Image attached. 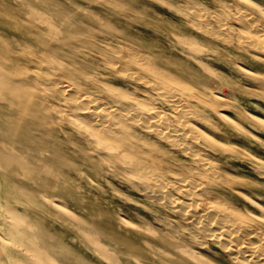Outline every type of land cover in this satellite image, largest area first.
Instances as JSON below:
<instances>
[{"label":"rangeland","instance_id":"374dc122","mask_svg":"<svg viewBox=\"0 0 264 264\" xmlns=\"http://www.w3.org/2000/svg\"><path fill=\"white\" fill-rule=\"evenodd\" d=\"M19 2H23L21 3L22 6ZM110 7L111 9H109ZM121 8H123L122 11H120ZM0 10V42L2 41L0 46L10 47L14 57H16L14 54H17L16 60L19 63L16 61L18 65L14 64L13 69L26 70L41 67L42 62L38 58H44L45 64L50 68L44 71L46 74L52 70L54 71L50 72L52 75L73 83L79 87L81 92L91 93V96L95 98L91 104L99 106L98 110L101 114L105 113L107 109L113 113L115 110L127 112L130 110L128 112L130 116H136L137 113L136 119L139 122L136 121L131 124L134 130H129L127 137L135 145V148L149 152L155 157L157 161L146 158V162L152 167L153 172L169 182H177V177L186 179L185 182L180 181L181 184L184 183L185 185L174 192L173 196L177 197L178 200H184L190 196L203 206L207 201L212 200L213 202L211 201L210 204L214 203L213 205L219 208V212H222L216 215L215 220H221L225 225H230L226 242L219 244L216 236L201 230L191 219H186L181 214V210H176L177 207L170 208L167 202L149 197L143 190L135 188L131 182L129 186V181L126 180L136 179L135 173L126 168L121 161L111 159L105 151L97 152L91 147L88 148L69 124L59 123L55 117V125L51 124L46 127L40 125L38 118L29 117L28 119L27 117L22 121L24 129L18 136L11 138L0 127V149L2 147L8 149L9 146H13L12 150L16 156L22 158L30 169L38 170L39 168L42 170L40 173H47L45 175L47 178H51V182L55 184L56 188L49 190L42 186L39 181L38 183L35 182L30 176V169L26 168L28 167L27 164L24 168L21 167L15 171L0 165V169L3 170H0V264H264V0H35V2L33 0H0ZM74 11L76 12L74 13ZM28 15L30 20L26 18ZM43 17H46L48 26ZM253 22L254 24H252ZM50 23L56 28H52ZM216 26L217 28H215ZM48 27L52 29L53 33L50 34L49 32V35H43L42 31H47ZM70 37L76 38L71 39ZM19 41H22V44ZM238 41L239 44L236 43ZM23 48L24 51L21 52ZM111 50L115 52H111ZM43 51L52 53L53 57L44 54ZM130 51L140 53L142 63L134 59L133 61L129 55ZM108 52L113 54L110 55ZM118 52L122 54L119 53V55ZM114 53H117L116 58L113 57ZM246 53L249 55L247 56ZM121 55H124L123 61H121ZM73 57L75 58L73 59ZM107 60L112 61V63L108 64ZM125 60L126 62H124ZM155 66L158 69L154 70ZM116 67L119 69L117 70ZM124 68L126 69L124 70ZM120 69L123 70V74L129 70L132 75L129 71L123 75L122 71L119 72ZM159 71L162 72L160 76L154 75ZM212 72L214 76L211 74ZM133 75L134 77H131ZM29 77L32 79L33 75L31 74ZM260 80L262 81L260 82ZM141 81L142 83H140ZM116 87L119 90L123 89L121 90L122 93L126 91L132 96L127 95L130 96L129 98L120 97V91ZM159 87L164 90H162V94ZM154 90L156 92L159 90V93L156 95ZM190 90L193 92L191 93ZM110 91L113 92L110 93ZM145 94L146 96H144ZM165 94H167L166 97ZM157 97L160 102L156 100ZM170 98L176 102L177 108L173 109L171 105L173 100ZM209 98H212L214 102ZM148 103L149 105H146ZM135 104L140 106L136 107ZM151 104H155L156 109L162 110L163 115L173 123V129L172 127L168 129L169 132L173 133L174 131L173 134L176 135L180 132L176 137L181 139L183 145L186 144L185 146H191L193 150L198 151L199 157H202L204 163L202 161V163L197 162L195 156L191 155L188 150L179 148V146H175L177 148L175 149L168 141H163L164 138L155 134L160 127L156 128L153 119H149L147 115L149 114L147 108ZM0 111H6V108L1 104ZM215 111L216 113H214ZM219 113L223 117H220ZM83 117L87 119V115H83ZM94 117L93 123L103 120L102 116L95 115ZM96 117L99 119L98 121ZM176 119L184 122L187 119L185 122L186 132L180 128L177 129L174 124ZM146 120L149 121V128L144 126L143 122ZM218 129L220 130L217 131ZM191 133L194 137L191 136ZM247 133L251 134L253 139ZM93 150L98 154L94 153ZM161 154H164L163 158ZM184 155H188V157ZM126 158L130 159L131 157L127 156ZM206 162L209 165L205 164ZM213 165L216 166L214 169ZM88 169L89 171H87ZM199 171L206 173V177L202 174L203 177H200ZM126 175H133V177ZM189 182L194 183V185L190 186ZM147 183L151 188L156 185L151 179L147 180ZM243 195L248 199H244ZM90 202L92 203L90 204ZM130 210L133 214L130 213ZM234 210L235 213H233ZM112 212L114 213L111 214ZM166 218L167 221H165ZM82 221L94 224L95 229L92 227L88 229ZM159 223L161 224L159 225ZM183 226L184 228H182ZM246 226L247 229L244 232L243 228ZM101 230H103L102 234L100 233ZM188 231L193 232L192 235ZM193 235L195 236L193 237ZM92 240L99 243V248L92 244ZM253 240L255 241L252 242ZM204 241L206 245H204ZM157 242L165 246L159 245ZM110 256L112 257L110 258Z\"/></svg>","mask_w":264,"mask_h":264},{"label":"bare ground","instance_id":"6f19581e","mask_svg":"<svg viewBox=\"0 0 264 264\" xmlns=\"http://www.w3.org/2000/svg\"><path fill=\"white\" fill-rule=\"evenodd\" d=\"M17 1H19V0H17ZM81 1V0H80ZM169 1H171V0H169ZM33 2H35V0H33ZM114 2V1H113ZM221 2V1H220ZM13 3V2H12ZM15 3V2H14ZM20 3V2H19ZM21 3H23V2H21ZM20 3V4H21ZM124 3H126V2H124ZM222 3H224V2H222ZM235 3V2H234ZM2 4V3H1ZM4 4V3H3ZM177 4V3H176ZM194 4V3H193ZM216 4V3H215ZM233 4V3H232ZM15 5V4H14ZM70 5V4H69ZM178 5V4H177ZM180 5V4H179ZM195 5H198V4H195ZM231 5V4H230ZM229 5V6H230ZM239 5V4H238ZM21 6H22V4H21ZM27 6V5H26ZM29 6V5H28ZM37 6V5H36ZM219 6V5H218ZM12 7H14V6H12ZM121 7H123V6H121ZM175 7H177V6H175ZM187 7V6H186ZM216 7V6H215ZM16 8V7H15ZM22 8V7H21ZM27 8H29V7H27ZM41 8V7H40ZM60 8V7H59ZM73 8V7H72ZM178 8V7H177ZM222 8V7H221ZM220 8V9H221ZM5 9V8H4ZM14 9V8H13ZM20 9V8H19ZM23 9V8H22ZM53 9V8H52ZM79 9V8H78ZM104 9V8H103ZM109 9H111V7L109 8ZM228 9V8H227ZM1 10H3L2 8H1ZM0 10V11H1ZM11 10V9H10ZM16 10V9H15ZM27 10V9H26ZM29 10V9H28ZM30 10H33V9H31L30 8ZM71 10V9H70ZM105 10V9H104ZM123 10V8H121V10L120 11H122ZM130 10V9H129ZM188 10V9H187ZM241 10V9H240ZM34 11V10H33ZM106 11H107V9H106ZM116 11V10H115ZM144 11V10H143ZM221 11V10H220ZM219 11V12H220ZM232 11V10H231ZM236 11V10H235ZM242 11V10H241ZM9 12V11H8ZM15 12V11H14ZM37 12V11H36ZM54 12H56V11H54ZM60 12V11H59ZM76 11H74V13H75ZM124 12V11H123ZM126 12V11H125ZM127 12H129V11H127ZM175 12V11H174ZM188 12V11H187ZM218 12V11H217ZM230 12V11H229ZM5 13V12H4ZM3 13V14H4ZM10 13V12H9ZM17 13V12H16ZM29 13V12H28ZM57 13V12H56ZM61 13V12H60ZM84 13V12H83ZM103 13V12H102ZM130 13V12H129ZM176 13V12H175ZM194 13V12H193ZM192 13V14H193ZM212 13V12H211ZM249 13H251V12H249ZM248 13V14H249ZM11 14H12V12H11ZM14 14V13H13ZM19 15H20V13H18ZM24 14H25V12H24ZM24 14H23V16H24ZM41 14V13H40ZM62 14V13H61ZM73 14V13H72ZM77 14V13H76ZM82 14V13H81ZM85 14V13H84ZM130 14H132V13H130ZM136 14H138L137 12H136ZM187 14V13H186ZM213 14V13H212ZM36 15V14H35ZM44 15V14H43ZM63 15V14H62ZM115 15V14H114ZM133 15V14H132ZM135 15V14H134ZM194 15V14H193ZM200 15V14H199ZM202 15V14H201ZM215 15V14H214ZM220 15V14H219ZM246 15V14H245ZM22 16V17H23ZM30 16H31V13H30ZM33 16V15H32ZM46 16V15H45ZM69 16H71V15H69ZM68 16V17H69ZM92 16V15H91ZM116 16V15H115ZM136 16V15H135ZM139 17H140V14L138 15ZM141 16H143V15H141ZM180 16V15H179ZM213 16V15H212ZM230 16V15H229ZM228 16V17H229ZM11 17V16H10ZM110 17V16H109ZM139 17H138V20H139ZM153 17V16H152ZM182 17V16H181ZM185 17V16H184ZM183 17V18H184ZM196 17V16H195ZM26 18H28L29 19V15L28 16H26ZM38 18V17H37ZM70 18V17H69ZM87 18V17H86ZM182 18V19H183ZM226 18V17H225ZM27 19V20H28ZM39 20H40V18H38ZM68 19V18H67ZM67 19H66V22H67ZM141 19V18H140ZM235 19V18H234ZM30 20V19H29ZM43 20H44V22H46V17H43ZM48 20V19H47ZM143 20V19H142ZM213 20V19H212ZM227 20V19H226ZM32 21V20H31ZM41 21V20H40ZM88 21H91V20H88ZM92 21H94V20H92ZM140 21V20H139ZM153 21V20H152ZM186 21V20H185ZM220 21V20H219ZM230 21V20H229ZM254 21V20H253ZM34 22H36V21H34ZM38 22V21H37ZM41 22H43V21H41ZM50 22V21H49ZM95 22V21H94ZM125 22H126V20H125ZM216 22V21H215ZM246 22V21H245ZM259 22H261V21H259ZM53 23V22H52ZM70 23V22H69ZM143 23H146V22H144L143 21ZM142 23V24H143ZM185 23V22H184ZM190 23V22H189ZM46 24H47V22H46ZM45 23H44V25H46ZM96 24V23H95ZM94 24V25H95ZM135 24V23H134ZM133 24V25H134ZM151 24V23H150ZM252 24H254V22L252 23ZM260 24V23H259ZM42 25H43V23H42ZM50 25H51V23H50ZM93 25V24H92ZM124 25V24H123ZM186 25V24H185ZM10 26H11V24H10ZM13 26V25H12ZM16 26H18V25H16ZM41 26V25H40ZM47 26H48V24H47ZM51 26H53V25H51ZM84 26V25H83ZM95 26H97V24L95 25ZM119 26V25H118ZM129 26V25H128ZM138 26V25H137ZM155 26V25H154ZM207 26V25H206ZM212 26H214V25H212ZM220 26V25H219ZM244 26V25H243ZM19 27V26H18ZM17 27V28H18ZM60 27V26H59ZM108 27V26H107ZM112 27V26H111ZM134 27V26H133ZM52 28H56V27H52ZM84 28V27H83ZM141 28V27H140ZM203 28V27H202ZM215 28H217V26L215 27ZM228 28V27H227ZM226 28V29H227ZM8 29V28H7ZM20 29H22V28H20ZM19 29V30H20ZM47 29V28H46ZM229 29H230V26H229ZM128 30V29H127ZM174 30V29H173ZM194 30V29H193ZM232 30H234V29H232ZM246 30V29H245ZM8 31V30H7ZM18 31V30H17ZM41 31V30H40ZM39 31V32H40ZM106 31V30H105ZM108 31V30H107ZM195 31V30H194ZM247 31V30H246ZM249 31V30H248ZM260 31H261V29H260ZM49 32H50V34H51V32L53 33V31H52V29L50 28V27H48V29H47V31H42V34L43 35H49ZM56 32V31H55ZM58 32H59V30H58ZM151 32V31H150ZM220 32V31H219ZM225 32V31H224ZM233 32V31H232ZM257 32V31H256ZM13 33H15V32H13ZM17 33V32H16ZM25 33H26V31H25ZM60 33V32H59ZM200 33V32H199ZM236 33V32H235ZM1 34V33H0ZM3 34V33H2ZM101 34V33H100ZM115 34V33H114ZM154 34V33H153ZM165 34V33H164ZM223 34V33H222ZM234 34V33H233ZM252 34H254L253 32H252ZM4 35V34H3ZM17 35V34H16ZM54 35H55V33H54ZM84 35V34H83ZM82 35V36H83ZM224 35V34H223ZM85 36V35H84ZM117 36H118V34H117ZM161 36V35H160ZM226 36V35H225ZM239 36V35H238ZM7 37V36H6ZM21 37V36H20ZM36 37H37V35H36ZM35 37V38H36ZM40 37V36H39ZM45 37V36H44ZM71 37H73L72 35H71ZM70 37V38H71ZM78 37V36H77ZM173 37V36H172ZM229 37V36H228ZM24 38H26V37H24ZM68 38H69V34H68ZM76 37H74V38H71V39H75ZM79 38V37H78ZM84 38V37H83ZM164 38V37H163ZM237 38V37H236ZM255 38V37H254ZM39 39V38H38ZM42 39H44V38H42ZM87 39V38H86ZM91 39V38H90ZM173 39H174V37H173ZM185 39H186V37H185ZM225 39V38H224ZM238 39H240V38H238ZM241 39H243V38H241ZM245 40H248V39H246V38H244ZM0 40H1V38H0ZM18 40V39H17ZM16 40V41H17ZM41 40V39H40ZM70 40V39H69ZM114 40V39H113ZM189 41L188 42H190V39H188ZM44 41V40H43ZM73 41H75V40H73ZM240 41V40H239ZM239 41L238 42H236V43H238L239 44ZM244 41V40H243ZM2 42V41H1ZM0 42V43H1ZM50 42V41H49ZM94 42V41H93ZM119 42H121L120 40H119ZM171 42V41H170ZM194 44H195V42L194 41H192ZM245 42V41H244ZM256 42V41H255ZM19 43H21L22 44V41H19ZM24 43V42H23ZM42 43V42H41ZM55 43V42H54ZM166 43V42H165ZM174 43V42H173ZM176 43V42H175ZM174 43V44H175ZM253 43V42H252ZM18 44V43H17ZM27 44V43H26ZM45 44H46V42H45ZM78 44V43H77ZM125 44H128V43H125ZM172 44V43H171ZM179 44V43H178ZM196 44H197V42H196ZM231 44V43H230ZM3 45H4V43H3ZM6 45V44H5ZM79 45V44H78ZM112 45V44H111ZM128 45H130V44H128ZM225 45H226V43H225ZM261 45H262V43H261ZM261 45H260V48H261ZM264 45V44H263ZM16 46V45H15ZM19 46V45H18ZM70 46V45H69ZM90 46V45H89ZM117 46V45H116ZM127 46V45H126ZM125 46V47H126ZM191 46H192V44H191ZM228 46H230V45H228ZM17 47V46H16ZM25 47V46H24ZM32 47V46H31ZM101 47V46H100ZM119 47V46H118ZM129 47V46H128ZM127 47V48H128ZM249 47V46H248ZM257 47V46H256ZM14 48V47H13ZM22 48V47H21ZM28 48V47H27ZM77 48V47H76ZM78 48H80V47H78ZM77 48V49H78ZM99 48V47H98ZM134 48V47H133ZM250 48V47H249ZM19 49V48H18ZM26 49V48H25ZM81 49V48H80ZM89 49V48H88ZM100 49V48H99ZM131 49V48H130ZM137 49V48H136ZM155 49V48H154ZM192 49V48H191ZM198 49H199V47H198ZM11 48L10 47H4V46H0V104L1 105H3V107H5L6 108V111H4V112H1L0 111V127L6 132V133H8L10 136H11V138L12 137H14V136H18L19 134H21L22 133V130L24 129V125H23V123H22V121L25 119V118H27L28 117V119H29V117H31V118H38L39 119V122H40V125L42 126V125H44V126H50L51 124L52 125H55L54 124V122H55V120L57 121V122H64L65 124L67 123V124H69V126H71L72 128L71 129H73V131L75 132V134L77 135V136H79V138H81V140H83V142H85V144L88 146V148L89 147H91V148H93L94 150H96L97 152L98 151H105L106 152V154L111 158V159H113V160H115V161H121L125 166H126V168H129V170L131 171V172H133V173H135V175L137 176V178L136 179H127L126 181H129V186H130V182L132 183V185H134L135 186V188L137 187V188H139V189H141V190H143L144 192H145V194H147L149 197H155V198H157V199H160V201H165V202H167V204H169L170 205V208L172 207V208H174V207H177L178 209H176V210H181V214L182 215H184L185 216V218L186 219H191L192 221H194L197 225H198V227L201 229V230H203L204 232H207V233H211L212 235H214V237L216 236L217 237V239H218V241H219V244L220 243H222V242H226L225 240H226V237H227V235H228V232L230 231V225H225L223 222H221V220H215V217H216V215L218 214V213H220L219 212V208L216 206V205H213V204H210L211 203V201L209 200V202L207 201V203L205 204V206H203V205H199L198 204V202H197V200L195 199V198H193V197H190V196H188V197H186V198H184V200L182 199V200H178V198L177 197H174L173 196V194H174V192H176L177 190H179V188L181 187V186H184L185 184L183 183V184H181L180 183V181H183V182H185L186 181V179L184 180L183 178H181V177H177V182H169L168 180H166V179H164L163 177H161V176H159V175H157L155 172H153V170H152V167L151 166H149V164L146 162V158H151V159H153V160H155V161H157L156 159H155V157H153V155L151 154V153H149V152H146V151H142V150H139V149H137V148H135V145L133 144V143H131V140H129V138L127 137V134L129 133V130H134V129H132V126H131V124L133 123V122H136V121H138L136 118V116H137V113H136V116H130L129 114H128V112L130 111H125V110H123V111H117V110H115V112L113 113V111L111 112V110H108L107 109V111L105 112V113H102L101 114V112H99V110H98V107L99 106H96L95 104L93 105V104H91L94 100H95V98H93L92 96H91V93H89V92H81L80 90H79V87H77L76 85H74L73 83H70V82H68V81H66V80H62L61 79V77L59 78V77H56L55 75H52L50 72L52 71H50L49 72V74H46V72H44L47 68L48 69H50L49 68V66L48 65H46L45 63H46V61H45V59L43 58V59H40V58H38L41 62H42V66L40 67V66H38V67H35V68H28V69H21L20 68V66H18L21 70H16V69H13L14 68V64H17L18 65V63H19V61L18 60H16V57H18L17 56V54H14V55H16V57H14L12 54L13 53H11ZM30 50V49H29ZM28 50V51H29ZM42 50H44V49H42ZM83 50V49H82ZM103 50V49H102ZM105 50V49H104ZM117 50H118V48H117ZM116 50V51H117ZM127 50V52H128V49H126ZM200 50V49H199ZM241 50V49H240ZM239 50V51H240ZM248 50V49H247ZM24 51V48H23V50H21V52H23ZM76 51V50H75ZM79 51V50H78ZM101 51V50H100ZM115 52L114 50H111V52ZM195 51V50H194ZM245 51V50H244ZM31 52V51H30ZM38 52H39V50H38ZM37 52V53H38ZM88 52V51H87ZM106 52V51H105ZM211 52V51H210ZM31 53H33L34 54V52H31ZM43 53L44 54H48L49 56H52L53 57V54L52 53H48V51H43ZM77 53V52H76ZM107 53V52H106ZM109 53V52H108ZM120 52H118V54H119ZM181 53V52H180ZM186 53V52H185ZM21 54V53H20ZM28 54V53H27ZM26 54V55H27ZM32 54V55H33ZM77 54H79V53H77ZM110 54V53H109ZM113 54V53H112ZM112 54H110V55H112ZM117 54V53H116ZM115 53H114V56L113 57H115V55H116ZM120 54H122V53H120ZM119 54V55H120ZM140 54V53H139ZM138 54V52H134V51H130V56L132 57V60L134 59V60H136L137 62H140V63H142V58H141V56ZM147 54V53H146ZM150 54V53H149ZM187 54V53H186ZM211 54H213V53H211ZM215 54V53H214ZM219 54V53H218ZM247 54V53H246ZM19 55V54H18ZM84 55V54H83ZM99 55V54H98ZM148 55V54H147ZM194 55V54H193ZM245 55V54H244ZM249 54H247V56H248ZM20 56V55H19ZM30 56V55H29ZM92 56H94V57H96L95 55H92ZM118 56V55H117ZM124 56V55H123ZM122 55H121V61H123L122 59V57H123ZM27 57V56H26ZM55 57V56H54ZM130 57V58H131ZM189 57V56H188ZM217 57V56H216ZM250 57H252V56H250ZM254 57H256V56H254ZM22 58V57H21ZM75 57H73V59H74ZM98 58V57H97ZM116 58V57H115ZM205 58V57H204ZM19 59V58H18ZM36 59V58H35ZM34 59V60H35ZM73 59H72V61H73ZM125 59V58H124ZM147 59H149V58H147ZM206 59V58H205ZM219 59V58H218ZM217 59V60H218ZM225 59V58H224ZM230 59V58H229ZM22 60H24L23 58H22ZM26 60V59H25ZM68 60V59H67ZM71 60V59H70ZM80 60V59H79ZM133 60V61H134ZM150 60V59H149ZM162 60V59H161ZM231 60V59H230ZM16 61H18V63H16ZM128 61V60H127ZM155 62H156V60H154ZM164 61V60H163ZM40 62V63H41ZM107 62H108V64H110V63H112V61H109V60H107ZM124 62H126V60L124 61ZM195 62V61H194ZM39 63V62H38ZM104 63V62H103ZM114 63H117V62H114ZM113 63V64H114ZM136 63V62H135ZM167 63V62H166ZM32 64V63H31ZM30 64V65H31ZM54 64V63H53ZM72 64V63H71ZM104 64H106V63H104ZM103 64V65H104ZM118 64H119V62H118ZM117 64V65H118ZM127 64V63H126ZM150 64V63H149ZM55 65V64H54ZM54 65H52V66H54ZM107 65V64H106ZM115 65V64H114ZM113 65V66H114ZM116 65V66H117ZM129 65V64H128ZM143 65V64H142ZM146 65V64H145ZM145 65H144V67H145ZM151 65V64H150ZM149 65V66H150ZM235 65V64H234ZM74 66H75V64H74ZM83 66V65H82ZM108 66V65H107ZM118 66H120V65H118ZM133 66V65H132ZM137 66V65H136ZM151 66H153V65H151ZM197 66V65H196ZM236 66V65H235ZM244 66V65H243ZM15 67H16V65H15ZM59 67V66H58ZM69 67V66H68ZM67 67V68H68ZM122 66H120V68H121ZM135 67V66H134ZM133 67V68H134ZM156 67V66H155ZM201 67V66H200ZM6 68H7V70H6ZM112 68V67H111ZM136 68V67H135ZM146 68V67H145ZM148 68V67H147ZM150 68V67H149ZM152 68V67H151ZM153 68H154V66H153ZM152 68V69H153ZM168 68V67H167ZM178 68V67H177ZM186 68V67H185ZM207 68V67H206ZM205 68V69H206ZM209 68V67H208ZM248 68V67H247ZM65 69H66V67H65ZM116 69H117V67H116ZM119 69V68H118ZM117 69V70H118ZM121 69H123V67L121 68ZM119 70V72H121L122 71V74H123V70ZM126 68H124V70H125ZM152 69H151V71H152ZM156 69H158L157 67L154 69V70H156ZM202 69V68H201ZM226 69V68H225ZM242 69V68H241ZM54 70V69H53ZM63 70V69H62ZM128 70V69H127ZM154 70L152 71V72H154ZM160 70V69H159ZM129 71V70H128ZM128 71H125V73L126 72H128ZM162 71V70H161ZM203 71V70H202ZM52 72H54V71H52ZM72 72H74L73 70H72ZM136 72V71H135ZM135 72H133V73H135ZM151 72V73H152ZM231 72V71H230ZM243 72H244V70H243ZM75 73H77V72H75ZM116 73V72H115ZM124 73V74H125ZM129 73H130V71H129ZM145 73V72H144ZM143 73V74H144ZM216 73V72H215ZM33 75V78L31 79L29 76L30 75ZM118 74V73H117ZM123 74V75H124ZM136 74V73H135ZM134 74V75H135ZM142 74V73H141ZM162 74V72H156V73H154V75H157V76H160ZM209 74V73H208ZM213 76H214V74H213V72L211 73ZM244 74V73H243ZM247 74V73H246ZM70 75V74H69ZM121 75V74H120ZM129 75V74H128ZM130 75H132L131 73H130ZM129 75V76H130ZM134 75L133 76H131V77H134ZM146 75H147V73H146ZM153 75V74H152ZM164 75H166V74H164ZM222 75V74H221ZM168 76V75H167ZM212 76V77H213ZM241 76V75H240ZM244 76V75H243ZM247 76H249L248 74H247ZM256 76V75H255ZM115 77V76H114ZM135 77H136V75H135ZM151 77V76H150ZM155 77V76H154ZM232 77V76H231ZM35 78V79H34ZM87 78V77H86ZM86 78H85V80H86ZM121 78V77H120ZM165 78V77H164ZM254 78V77H253ZM256 78V77H255ZM34 79V80H33ZM116 79V78H115ZM118 79V78H117ZM131 79V78H130ZM138 79V78H137ZM141 79H142V77H141ZM144 79L145 80H147L145 77H144ZM160 79V78H159ZM245 79V78H244ZM119 80V79H118ZM247 80V79H246ZM87 81V80H86ZM143 81V80H142ZM142 81L140 82V83H142ZM220 81V80H219ZM248 81V80H247ZM258 81V80H257ZM262 80H260V82H261ZM95 82V81H94ZM120 82V81H119ZM213 82V81H212ZM211 82V83H212ZM133 83V82H132ZM137 83V82H136ZM139 83V84H140ZM145 84H146V82H144ZM263 83V82H262ZM44 85V86H43ZM98 85V84H97ZM163 85H165V84H163ZM256 85V84H255ZM258 85H260V84H258ZM85 86V85H84ZM131 86V85H130ZM141 86V85H140ZM147 86V85H146ZM154 86V85H153ZM166 86V85H165ZM236 86H238V85H236ZM235 86V87H236ZM261 86V85H260ZM260 86H259V88H260ZM88 87V86H87ZM143 87V86H142ZM148 87V86H147ZM169 87V86H168ZM256 87V86H255ZM263 87V86H262ZM106 88V87H105ZM117 88V87H116ZM146 88V87H145ZM149 88V87H148ZM152 88V87H151ZM170 88V87H169ZM176 88V87H175ZM82 89V88H81ZM118 89V88H117ZM115 90L116 92L119 90ZM124 89H126V88H124ZM137 89V88H136ZM139 89V88H138ZM153 89H154V87H153ZM166 89V88H165ZM168 89V88H167ZM184 89V88H183ZM121 90H123V89H121ZM121 90H119L120 92H119V96L120 97H127V98H129L130 96H132V95H130L128 92H126V91H123V93H122V91ZM135 90V89H134ZM140 90V89H139ZM159 90H161L160 92H161V94H162V92L164 91L163 89H160V87H159ZM159 90H158V92H156L155 90V92H156V95L159 93ZM163 90V91H162ZM173 90V89H172ZM180 90V89H179ZM196 90V89H195ZM171 91V90H170ZM191 91V90H190ZM189 91V92H190ZM95 92V91H94ZM94 92H92V93H94ZM111 92H113V91H110V93ZM115 92V93H116ZM124 92H126V93H124ZM131 92V91H130ZM137 92H138V90H137ZM151 92V91H150ZM172 92V91H171ZM177 92V91H176ZM188 92V91H187ZM193 91H191V93H192ZM213 92V91H212ZM217 92V91H216ZM142 93V92H141ZM147 93V92H146ZM204 93V92H203ZM255 93V92H254ZM100 94V93H99ZM116 94H118V93H116ZM143 94V93H142ZM141 94V95H142ZM147 94H149V93H147ZM155 94V93H154ZM167 94H169L168 92H167ZM167 94H165V97H166V95ZM176 94V93H175ZM178 94H180L179 92H178ZM198 94V93H197ZM210 94H212V93H210ZM105 95V94H104ZM127 95H130V96H127ZM181 95V94H180ZM193 95V94H192ZM207 95V94H206ZM112 96V95H111ZM144 96H146V94L144 95ZM143 96V97H144ZM148 96H150L151 97V95H148ZM160 96H162V95H160ZM159 96V97H160ZM169 96V95H168ZM213 96H215L214 94H213ZM109 97V96H108ZM107 97V98H108ZM149 97V98H150ZM179 97V96H178ZM207 97V96H206ZM210 97V96H209ZM216 97H218V96H216ZM98 98H99V96H98ZM101 98V97H100ZM110 98V97H109ZM126 98V99H127ZM175 98V97H174ZM179 98H181V97H179ZM212 98H214V97H212ZM211 98V99H212ZM220 98V97H219ZM151 99V98H150ZM153 99H155L154 97H153ZM161 99V98H160ZM163 99V98H162ZM166 99V98H165ZM171 100H173L172 98H170ZM183 99H185V98H183ZM189 99V98H188ZM210 98H209V100H211ZM133 101H135V99H132ZM152 100V99H151ZM150 100V101H151ZM156 100H158V97H157V99ZM175 100H176V98H175ZM177 100H179L180 101V99H177ZM207 101H208V99H206ZM60 101V102H59ZM143 101V100H142ZM159 101V100H158ZM162 101H164V100H162ZM169 101V100H168ZM194 101H196V100H194ZM212 101H213V99H212ZM139 102V101H138ZM141 102V101H140ZM144 102V101H143ZM147 102V101H146ZM153 102H154V100H153ZM152 102V103H153ZM160 102V101H159ZM167 102V101H166ZM214 102V101H213ZM185 103V102H184ZM195 103H197V102H195ZM62 104V105H61ZM99 104V103H98ZM140 104V103H139ZM138 104V105H139ZM166 104V103H165ZM181 104H183V103H181ZM199 104V103H198ZM204 104V103H203ZM222 104V103H221ZM109 105V104H108ZM129 105V104H128ZM131 105H132V102H131ZM136 105V104H135ZM134 105V106H135ZM138 105H136V107L138 106ZM146 105H149V103L148 104H146ZM152 105V104H151ZM150 105V107L149 108H147L148 110V113L149 114H147L148 116H149V119L151 118V119H153L152 121H154L155 122V125H156V128L157 127H160V129H159V131L158 132H156L155 134H158L160 137H162V138H164L165 140H163V141H168L169 142V144H171V146L173 145L174 147L176 146V147H178L179 146V148L180 147H182L184 150H188L189 152H190V154L191 155H194L195 156V160L197 161V162H201L202 161V157L200 158L199 157V155H200V153L198 152V151H195V149L193 150L192 148H191V146L189 147V146H185V145H183L182 144V142L176 137L179 133H177V135L176 134H173L174 133V131H173V133H170L169 132V130L168 129H171V127H172V129H173V123L171 122V120H169V118H167V117H165V115H163V113L160 111V110H158V109H156L155 108V104L154 105H152L151 106ZM168 105V104H167ZM171 105H172V107H173V109L174 108H177V104H176V102H174V100H173V103H171ZM180 105V104H179ZM201 105V104H200ZM215 105V104H214ZM140 106V105H139ZM154 106V107H153ZM163 106V105H162ZM170 106V105H169ZM204 106V105H203ZM108 107V106H107ZM142 107H143V104H142ZM171 107V106H170ZM179 107H181V106H179ZM178 107V108H179ZM205 107V106H204ZM203 107V108H204ZM112 108V107H111ZM110 108V109H111ZM169 108V107H168ZM205 108H207L208 109V107H205ZM235 108H237L236 106H235ZM161 109V108H160ZM182 109V108H181ZM196 109V108H195ZM98 110V111H97ZM139 110H140V108H139ZM184 110V109H183ZM190 110V109H189ZM193 110V109H192ZM82 111V112H81ZM177 111V110H176ZM185 111V110H184ZM229 111V110H228ZM234 111H237V110H234ZM175 112V111H174ZM199 112V111H198ZM86 113V114H85ZM179 113V112H178ZM214 113H216V111L214 112ZM238 113V112H237ZM165 114H167V113H165ZM203 114H205V113H203ZM220 114V117H223V116H221V113H219ZM83 115L84 116H86L87 115V119L86 118H84L83 117ZM93 115V117H91ZM95 115H97V116H102L103 117V120L102 121H100V122H92L93 120H94V116ZM139 115V114H138ZM143 115V114H142ZM170 115V114H169ZM175 115V114H174ZM173 115V116H174ZM184 115V114H183ZM186 115V114H185ZM218 115V114H217ZM144 116V115H143ZM55 117H56V119H55ZM99 117V118H100ZM141 117V116H140ZM187 117V116H186ZM203 117V116H202ZM90 118V119H89ZM175 118V117H174ZM173 118V119H174ZM177 118V117H176ZM190 118V117H189ZM188 118V119H189ZM211 118V117H210ZM216 118V117H215ZM96 119H97V117H96ZM115 119H117V120H115ZM139 119V118H138ZM178 119V118H177ZM176 119V120H177ZM192 119V118H191ZM219 119H221V118H219ZM224 119V118H223ZM256 119V118H255ZM99 119H97V121H98ZM140 120V119H139ZM213 120V119H212ZM222 120V119H221ZM225 120V119H224ZM227 120H228V118H227ZM231 120V119H230ZM147 121V122H146ZM145 122H143V121H141V122H143L144 123V126H146L147 128H149L150 127V124H149V121L148 120H146ZM178 121V122H177ZM176 121V123H175V121H174V124H175V126L177 127V129H179L180 128V130H183V131H185L186 132V124H185V122L187 121V119H186V121L184 122V121H181V120H177ZM191 121V120H190ZM56 122V123H57ZM139 122V121H138ZM138 122H137V124H138ZM223 122H225V121H223ZM231 123H232V120L230 121ZM234 122V121H233ZM152 123V122H151ZM198 123V122H197ZM202 123V122H201ZM204 123V122H203ZM206 123V122H205ZM230 123V124H231ZM142 124V123H141ZM188 124H190V123H188ZM200 124V123H199ZM236 124V123H235ZM62 126V125H61ZM67 126V125H66ZM139 126V125H138ZM142 126V125H141ZM191 126H192V124H191ZM203 126V125H202ZM221 126V125H220ZM235 126V125H234ZM240 126V125H239ZM238 126V127H239ZM52 127V126H51ZM57 127V126H56ZM63 127V126H62ZM145 127V128H146ZM208 127V126H207ZM210 127V126H209ZM223 127V126H222ZM237 127V126H236ZM243 127V126H242ZM242 127H241V129H242ZM27 128V127H26ZM65 128V127H64ZM139 128V127H138ZM142 128V127H141ZM144 128V129H145ZM192 129V128H191ZM195 129V128H194ZM197 129V128H196ZM217 129V128H216ZM222 129V128H221ZM225 129V128H224ZM240 129V130H241ZM245 129V128H244ZM44 130V129H43ZM48 130V129H47ZM147 130V129H146ZM175 130V129H174ZM193 130V129H192ZM220 129H218L217 131H219ZM49 131V130H48ZM179 131V130H178ZM183 131H182V134H183ZM198 131H199V129H198ZM212 131V130H211ZM216 131V130H215ZM233 131V130H232ZM242 131H244L243 129H242ZM24 132V131H23ZM148 132H149V130H148ZM191 132V131H190ZM249 132V131H248ZM176 133V132H175ZM192 133H194L193 131H192ZM191 133V134H192ZM203 133V132H202ZM215 133V132H214ZM218 133V132H217ZM222 133V132H221ZM245 133H246V131H245ZM36 134V133H35ZM38 134H40V133H38ZM150 134V133H149ZM204 135H205V133H203ZM247 134H249V133H247ZM26 135V134H25ZM41 135V134H40ZM140 135V134H139ZM151 135V134H150ZM196 135V134H195ZM219 135V134H218ZM249 135H251V134H249ZM140 136H142V135H140ZM155 136V135H154ZM159 136H157L159 139H160V137ZM185 136V135H184ZM191 136H193L194 137V135L192 134ZM252 136V135H251ZM250 136V137H251ZM135 137V136H134ZM137 137V136H136ZM153 137V136H152ZM180 137V136H179ZM183 137V136H182ZM65 138V137H64ZM156 138V137H155ZM198 138H201V137H198ZM211 138V137H210ZM26 139V138H25ZM45 139V138H44ZM49 139V138H48ZM130 139H132V138H130ZM143 139H144V137H143ZM246 139V138H245ZM252 139H253V136H252ZM23 140H24V138H23ZM133 140H134V138H133ZM161 140V141H162ZM185 140V139H184ZM198 140V139H197ZM214 140V139H213ZM231 140H233V139H231ZM258 140V139H257ZM36 141H39V140H36ZM49 141V140H48ZM160 141V140H159ZM162 141V142H163ZM193 141V140H192ZM202 141V140H201ZM212 141V140H211ZM259 141V140H258ZM30 142V141H29ZM60 142H62V141H60ZM194 142V141H193ZM203 143V142H202ZM250 143V142H249ZM2 144V143H1ZM57 144V143H56ZM65 144V143H64ZM68 143H66V145H67ZM207 144V143H206ZM40 145V144H39ZM59 145V144H58ZM57 145V146H58ZM69 145V144H68ZM71 145V144H70ZM190 145V144H189ZM222 145V144H221ZM52 146V145H51ZM64 146V145H63ZM200 146V145H199ZM12 147L13 146H9V148L8 149H6V148H4V147H2L1 149H0V165L1 166H3V167H5V168H7V169H10V170H12V171H15V170H18V169H21V167H25L26 165L25 164H27L22 158H20L19 156H16L15 154H14V151L12 150ZM39 147V146H38ZM73 147V146H72ZM175 147V149H177ZM193 147V146H192ZM59 148V147H58ZM69 148V147H68ZM91 148H90V151H92L91 150ZM74 149V148H73ZM205 149V148H204ZM25 150V149H24ZM89 150V149H88ZM94 150H93V152H94ZM160 150V149H159ZM179 150V149H178ZM181 150V149H180ZM207 150V149H206ZM65 151H66V149H65ZM68 151V150H67ZM77 151V150H76ZM96 151L94 152V153H96ZM152 151V150H151ZM173 151V150H172ZM69 152V151H68ZM89 152V151H88ZM204 152V151H203ZM28 153V152H27ZM101 153V152H100ZM139 153V154H138ZM205 153V152H204ZM226 153V152H225ZM63 154V153H62ZM70 154V153H69ZM88 154V153H87ZM96 154H98V153H96ZM104 154V153H103ZM180 154V153H179ZM224 154V153H223ZM72 155V154H71ZM80 155V154H79ZM106 155V156H107ZM162 155V154H161ZM164 155V154H163ZM163 155H162V158H163ZM81 156V155H80ZM89 156H91V155H89ZM127 156H130L131 158L129 159V158H126ZM158 156V155H157ZM184 156H186V155H184ZM202 156H203V154H202ZM68 157V156H67ZM73 157V156H72ZM75 157V156H74ZM85 157V156H84ZM186 157H188V155L186 156ZM69 158H71V157H69ZM161 158V159H162ZM206 158H207V154H206ZM213 158V157H212ZM82 159H83V157H82ZM190 159V158H189ZM214 159V158H213ZM215 160V159H214ZM81 161V160H80ZM99 161H100V159H99ZM148 161V160H147ZM149 161H150V159H149ZM170 161V160H169ZM177 161V160H176ZM191 161V160H190ZM245 161V160H244ZM91 162V161H90ZM90 162H89V165H91L90 164ZM153 162V161H152ZM161 162V161H160ZM203 162V161H202ZM201 162V163H202ZM216 162V161H215ZM246 162V161H245ZM98 163V162H97ZM103 163V162H102ZM102 163H100V164H102ZM175 163V162H174ZM173 163V164H174ZM191 163V162H190ZM198 163V164H199ZM204 163V162H203ZM214 163V162H213ZM122 164V165H123ZM197 164V165H198ZM205 164H207V162L205 163ZM28 165V164H27ZM119 165V164H118ZM193 165V164H192ZM200 165V164H199ZM207 165H209V164H207ZM244 165V164H243ZM31 166V165H30ZM39 166V165H38ZM71 166V165H70ZM88 166V165H87ZM93 166V165H92ZM107 166V165H106ZM165 166H166V164H165ZM205 166V165H204ZM252 166V165H251ZM28 167H29V165H28ZM28 167H26L27 169H30V167L28 168ZM44 167H46V166H44ZM75 167V166H74ZM74 167H72V168H74ZM108 167V166H107ZM119 167H120V165H119ZM160 167V166H159ZM197 167V166H196ZM200 167V166H199ZM206 167V166H205ZM213 167V169H214V167H216V166H212ZM261 167V166H260ZM38 168V167H37ZM40 168H41V164H40ZM63 168H65V167H63ZM71 168V167H70ZM86 168V167H85ZM96 168V167H95ZM207 168V167H206ZM219 168V167H218ZM246 168V167H245ZM261 168H263V167H261ZM43 169V168H42ZM93 169V168H92ZM96 169H98V168H96ZM227 169V168H226ZM248 169V168H247ZM1 170V169H0ZM25 170V169H24ZM45 170V169H44ZM70 170H72V169H70ZM80 170V169H79ZM79 170H78V172H79ZM93 170H95V169H93ZM110 170V169H109ZM125 170V169H124ZM159 170V169H158ZM1 171H3V170H1ZM8 171V170H7ZM42 170H39V168H38V170L37 169H30V176H31V178L33 179V180H35V182H37L38 183V181L40 182V184L42 185V186H44V187H47L49 190H54V188H56V186H55V184H53L52 182H51V178L49 179V177L47 178V173H40ZM81 171V170H80ZM87 171H89V169L87 170ZM160 171V170H159ZM5 172V171H4ZM65 172H67V171H65ZM71 172V171H70ZM70 172H68V173H70ZM76 172V171H75ZM113 172V171H112ZM129 172V171H128ZM163 172V171H162ZM187 172V171H186ZM207 172V171H206ZM15 173V172H14ZM25 173H26V171H25ZM72 173V172H71ZM84 173V172H83ZM115 173V172H114ZM116 173H117V171H116ZM122 173V172H121ZM124 173H126V172H124ZM123 173V174H124ZM194 173V172H193ZM235 173V172H234ZM46 174V175H45ZM63 174V173H62ZM127 174H129V173H127ZM131 174V173H130ZM198 174H202V175H204V177H206L205 176V174L203 173V172H198ZM218 174V173H217ZM256 174V173H255ZM10 175V174H9ZM17 175V174H16ZM89 175V174H88ZM166 175H167V173H166ZM200 176V177H203V176ZM215 175V174H214ZM29 176V175H28ZM57 176V175H56ZM55 176V177H56ZM107 176V175H106ZM105 176V177H106ZM115 176H117V175H115ZM119 176V175H118ZM127 177H129L128 175H126ZM177 176V175H176ZM185 176V175H184ZM183 176V177H184ZM199 175H197V177H198ZM17 177V176H16ZM108 177V176H107ZM130 177H133V175H131ZM186 177H188V176H186ZM208 177V176H207ZM212 177V176H211ZM258 177V176H257ZM11 178H12V176H11ZM58 178V177H57ZM196 178V177H195ZM199 178V177H198ZM214 178V177H213ZM260 178V177H259ZM54 179V178H53ZM153 180L155 183H156V185H155V187L153 188H151L149 185H148V183H147V180ZM200 179V178H199ZM221 179V178H220ZM23 180H25V179H23ZM28 180V179H27ZM60 180V179H59ZM89 180V179H88ZM120 180H121V178H120ZM174 180V179H173ZM198 180V179H197ZM17 181V180H16ZM19 181V180H18ZM83 181V180H82ZM126 181H124V182H126ZM175 181V180H174ZM21 182V181H20ZM28 182V181H27ZM32 182V181H31ZM54 182V181H53ZM192 182H194V181H192ZM192 182H189L190 183V186L193 184L194 185V183H192ZM87 183V182H86ZM85 183V184H86ZM123 183V182H122ZM128 183V182H127ZM205 183V182H204ZM74 184V183H73ZM125 184V183H124ZM206 184V183H205ZM128 185V184H127ZM132 185H131V187H132ZM202 185H203V183H202ZM214 185V184H213ZM125 186V185H124ZM128 186V187H129ZM215 186V185H214ZM232 186V185H231ZM33 187V186H32ZM71 187V186H70ZM108 187V186H107ZM189 187V186H188ZM207 187V186H206ZM219 187V186H218ZM43 188V187H42ZM57 188H58V186H57ZM186 188H187V186H186ZM197 188V187H196ZM195 189V188H194ZM229 189V188H228ZM58 190V189H57ZM99 190V189H98ZM132 190V189H131ZM136 190V189H135ZM197 190V189H196ZM243 190V189H242ZM45 191V190H44ZM65 191V190H64ZM185 191V190H184ZM199 191V190H198ZM219 191V190H218ZM230 191H231V189H230ZM233 191V190H232ZM74 192H76L75 191V189H74ZM143 192V193H144ZM210 192V191H209ZM212 192V191H211ZM50 193V192H49ZM53 193V192H52ZM89 193H92V192H89ZM94 193V192H93ZM96 193V192H95ZM98 193V192H97ZM100 193H101V191H100ZM111 193H112V191H111ZM200 193V192H199ZM235 193V192H234ZM47 194V193H46ZM46 194H45V196H46ZM87 194V193H86ZM139 194V193H138ZM185 194V193H184ZM198 194V193H197ZM208 194V193H207ZM237 194V193H236ZM61 195V194H60ZM188 195V194H187ZM209 195V194H208ZM71 196V195H70ZM100 196V195H99ZM145 196V195H144ZM205 196H207V195H205ZM204 196V197H205ZM239 196V195H238ZM47 197V196H46ZM66 197V196H65ZM83 197V196H82ZM86 197V196H85ZM202 198H203V196H201ZM52 198H54L53 196H52ZM56 198V197H55ZM69 198V197H68ZM218 198H220V197H218ZM243 198L244 199H248V198H245L244 197V195H243ZM259 198V197H258ZM137 199V198H136ZM145 199V198H144ZM147 199V198H146ZM181 199V198H180ZM69 200V199H68ZM79 200H80V198H79ZM86 200V199H85ZM117 200V199H116ZM132 200V199H131ZM149 200V199H148ZM206 200V199H205ZM214 200V199H213ZM58 201V200H57ZM91 201V200H90ZM119 201V200H118ZM154 201V200H153ZM218 201V200H217ZM217 201H215L216 203H217ZM249 201V200H248ZM257 201H258V199H257ZM71 202V201H70ZM85 202V201H84ZM87 202V201H86ZM94 202V201H93ZM99 202V201H98ZM213 202V201H212ZM261 202V201H260ZM77 203V202H76ZM79 203H81V202H79ZM92 202H90V204H91ZM95 203V202H94ZM121 203V202H120ZM154 203H156V202H154ZM202 203H204V202H202ZM215 203V204H216ZM221 203V202H220ZM226 203V202H225ZM224 203V204H225ZM96 204V203H95ZM98 205V204H97ZM150 205V204H149ZM153 205V204H152ZM161 205V204H160ZM54 206V205H53ZM82 206H84V205H82ZM100 206V205H99ZM111 206V205H110ZM110 206H108V207H110ZM113 206V205H112ZM115 206V205H114ZM121 206V205H120ZM127 206V205H126ZM131 206V205H130ZM168 206V205H167ZM233 206V205H232ZM85 207H87V206H85ZM90 208H91V206H89ZM101 208H103L102 206H100ZM104 207H107V206H104ZM153 207V206H152ZM158 207V206H157ZM223 207V206H222ZM230 207V206H229ZM259 207V206H258ZM78 208V207H77ZM145 208V207H144ZM169 208V207H168ZM241 208V207H240ZM57 209V208H56ZM104 209H107V208H104ZM118 209V208H117ZM233 209H235V208H233ZM128 210V209H127ZM134 210V209H133ZM175 210V211H176ZM110 211V210H109ZM166 211V210H165ZM81 212V211H80ZM233 212V211H232ZM236 211L234 210V212L233 213H235ZM263 212V211H262ZM78 213V212H77ZM114 212H112L111 214H113ZM117 213V212H116ZM119 213V212H118ZM130 213H131V210H130ZM172 213H173V211H172ZM222 213V212H221ZM220 213V214H221ZM70 214V213H69ZM131 214H133V213H131ZM225 214V213H224ZM223 214V215H224ZM231 215H232V213H230ZM115 215V214H114ZM149 215V214H148ZM261 215V214H260ZM67 216V215H66ZM126 216V215H125ZM174 216V215H173ZM219 216V215H218ZM226 216V215H225ZM229 216V215H228ZM92 217H94V216H92ZM91 217V218H92ZM136 217V216H135ZM253 217H256V216H253ZM139 218V217H138ZM162 218V217H161ZM179 218H180V216H179ZM183 218V217H182ZM219 218V217H218ZM220 218H221V216H220ZM230 218V217H229ZM228 218V219H229ZM257 218V217H256ZM169 219V218H168ZM185 219V220H186ZM223 219V218H222ZM261 220H262V218H260ZM94 220V219H93ZM120 220H121V218H120ZM224 220H226V219H224ZM251 220V219H250ZM119 221V220H118ZM165 221H167V218H166V220ZM164 221V222H165ZM170 221V220H169ZM237 221V220H236ZM253 221V220H252ZM264 221V220H263ZM120 222V221H119ZM139 222V221H138ZM174 222V221H173ZM239 222H241L240 220H239ZM82 223L83 224H85L84 226H86L88 229H89V227H92V228H94L95 229V225L94 224H91V223H86V222H83L82 221ZM121 223V222H120ZM147 223V222H146ZM253 223V222H252ZM256 223V222H255ZM158 224V223H157ZM161 223H159V225H160ZM179 224V223H178ZM188 224V223H187ZM191 224V223H190ZM124 225H126V224H124ZM193 225V224H192ZM177 226V225H176ZM175 226V227H176ZM232 226H234L233 224H232ZM236 226H237V224H236ZM123 227V226H122ZM222 227H224L223 229H222ZM235 227V226H234ZM243 227H244V225H243ZM110 228V227H109ZM119 228V227H118ZM164 228V227H163ZM179 228H181V227H179ZM182 228H184V226L182 227ZM192 228V227H191ZM241 228V227H240ZM148 229V228H147ZM193 229V228H192ZM236 229V228H235ZM246 229H247V226H246V228H243V230H244V232L246 231ZM259 229V228H258ZM98 230V229H97ZM165 230V229H164ZM189 230V229H188ZM99 231H100V229H99ZM102 231L103 230H101V234H102ZM148 231V230H147ZM149 231H151V230H149ZM202 231V232H203ZM263 231V230H262ZM189 232V234L191 233L190 231H188ZM113 233V232H112ZM165 233V232H164ZM172 233V232H171ZM193 233V232H192ZM192 233H191V235H192ZM124 234H126V233H124ZM176 234V233H175ZM194 234H195V232H194ZM187 235H188V233H187ZM196 235V234H195ZM195 235H193V237L195 236ZM230 235V234H229ZM103 236H106V235H103ZM111 236H113V235H111ZM172 236H173V234H172ZM198 236V235H197ZM208 236V235H207ZM100 237V236H99ZM119 237V236H118ZM145 237V236H144ZM203 237V236H202ZM224 237V238H223ZM235 237V236H234ZM243 237V236H242ZM106 238V237H105ZM179 238V237H178ZM199 238V237H198ZM231 238V237H230ZM109 239V238H108ZM112 239V238H111ZM152 239V238H151ZM169 239V238H168ZM97 240V239H96ZM92 240V244L95 246H97L98 248H99V243L97 242V241H99V240ZM196 240V239H195ZM212 240V239H211ZM239 240H240V238H239ZM152 242H153V240H151ZM178 241V240H177ZM255 240H253L252 242H254ZM114 242V241H113ZM113 242H112V244H113ZM155 242V241H154ZM189 242V241H188ZM196 242V241H195ZM197 242H199V241H197ZM211 242V241H210ZM215 242V241H214ZM251 242V243H252ZM257 242V241H256ZM143 243V242H142ZM170 244H171V241L169 242ZM202 243V242H201ZM212 243V242H211ZM215 243H217V242H215ZM114 244H116L115 242H114ZM113 244V245H114ZM157 244H159L158 242H157ZM161 244V243H160ZM159 244V245H160ZM193 244V243H192ZM195 244H197V243H195ZM203 244V243H202ZM245 244H246V242H245ZM161 245H164V244H161ZM167 245V244H166ZM198 245V244H197ZM204 245H206V242L204 241ZM235 245V244H234ZM233 245V246H234ZM240 245V244H239ZM249 245V244H248ZM165 246V245H164ZM192 246V245H191ZM202 246V245H201ZM201 246H199L200 248H201ZM216 246V245H215ZM214 246V247H215ZM222 246H223V248H224V245L222 244ZM233 246H231V247H233ZM104 247V246H103ZM146 247V246H145ZM163 247V246H162ZM192 247H194V246H192ZM202 247H204V246H202ZM207 247V246H206ZM221 247V246H220ZM226 247V246H225ZM249 247V246H248ZM255 247V246H254ZM115 248V247H114ZM147 248V247H146ZM167 248V247H166ZM199 248V249H200ZM205 248V247H204ZM234 248V247H233ZM251 248H253V247H251ZM102 249V248H101ZM115 249H117V248H115ZM169 249V248H168ZM207 249V248H206ZM227 249V248H226ZM171 250V249H170ZM169 250V251H170ZM205 250V249H204ZM240 250V249H239ZM94 251V250H93ZM102 251H103V249H102ZM107 251V250H106ZM105 251V252H106ZM123 251V250H122ZM127 251V250H126ZM125 251V252H126ZM130 251V250H129ZM151 251V250H150ZM175 251V250H174ZM231 251V250H230ZM104 252V253H105ZM94 253V252H93ZM107 253V252H106ZM109 253V252H108ZM193 253H194V251H193ZM235 253H237V252H235ZM158 254V253H157ZM226 254V253H225ZM241 254V253H240ZM258 254V253H257ZM181 255V254H180ZM194 255H195V253H194ZM109 256V255H108ZM122 256V255H121ZM152 256V255H151ZM237 256V255H236ZM251 256V255H250ZM112 256H110V258H111ZM154 257V256H153ZM233 257V256H232ZM240 257V256H239ZM241 257H243L242 255H241ZM240 257V258H241ZM246 257V256H245ZM39 259H40V257H38ZM121 258V257H120ZM254 258V257H253ZM94 259V258H93ZM132 259V258H131ZM232 260H233V258H231ZM133 260V259H132ZM190 260V259H189ZM231 260V261H232ZM235 260V259H234ZM106 261V260H105ZM159 261V260H158ZM191 261V260H190ZM194 261V260H193ZM193 261H192V263H193ZM98 262V261H97ZM260 262V261H259ZM99 263V262H98ZM210 263V262H209ZM258 263V262H257ZM101 264V263H100ZM116 264H120V263H116ZM136 264V263H135ZM196 264V263H195ZM255 264V263H254Z\"/></svg>","mask_w":264,"mask_h":264}]
</instances>
